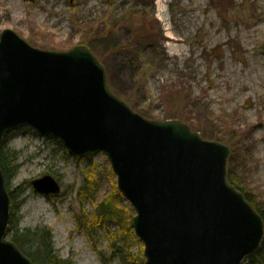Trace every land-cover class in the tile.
Returning <instances> with one entry per match:
<instances>
[{
	"label": "rangeland",
	"instance_id": "obj_1",
	"mask_svg": "<svg viewBox=\"0 0 264 264\" xmlns=\"http://www.w3.org/2000/svg\"><path fill=\"white\" fill-rule=\"evenodd\" d=\"M109 27L121 45H129L137 32L146 37L138 55L129 48L108 55L110 37L95 41L93 52L109 73L110 89L147 118L179 119L204 139L227 144L228 171L264 208V0H0V35L12 29L44 50L103 38ZM10 135L7 147L21 154L9 185L16 202L24 201L13 213L20 228H49L55 254L69 264H123L109 258L114 237L105 225H96L91 237V224L83 229L76 219L83 209L94 216L93 199L100 201L117 186L108 158L77 157L28 125ZM88 169L96 186L92 199L80 198ZM45 175L59 181L60 195L34 191L31 182ZM121 201L135 216L122 194ZM109 227L117 229L115 223ZM131 230L127 245L144 256V244Z\"/></svg>",
	"mask_w": 264,
	"mask_h": 264
},
{
	"label": "water",
	"instance_id": "obj_2",
	"mask_svg": "<svg viewBox=\"0 0 264 264\" xmlns=\"http://www.w3.org/2000/svg\"><path fill=\"white\" fill-rule=\"evenodd\" d=\"M107 77L86 44L44 50L3 30L0 148L27 124L75 156L104 154L135 210L130 224L144 244V264H243L262 247L264 220L228 179L230 147L179 119L143 116L110 89ZM31 184L39 194L61 193L52 175ZM10 220L0 167V264H34L8 237Z\"/></svg>",
	"mask_w": 264,
	"mask_h": 264
},
{
	"label": "trees",
	"instance_id": "obj_3",
	"mask_svg": "<svg viewBox=\"0 0 264 264\" xmlns=\"http://www.w3.org/2000/svg\"><path fill=\"white\" fill-rule=\"evenodd\" d=\"M142 2H148L145 0H141ZM134 11H130V16H132V13ZM133 20H129L128 23H131L132 25ZM140 23L143 25L145 23V18L141 20L139 19ZM127 23V22H125ZM130 25V26H131ZM115 28V27H114ZM115 29L113 27H109L105 33L103 34L104 37H97V36H91L87 40L86 44H88L89 47L94 51L95 41L99 40H107L108 37H110L111 47L108 48L107 53L108 55L118 51L119 49H127L133 50L134 52H137L136 55H138L141 46L144 45L146 37L144 33H134L132 35V41L129 45H121L118 44V41L116 39V35L113 33ZM102 36V35H101ZM100 46V44H99ZM126 46V47H125ZM153 59V57H152ZM153 63V60H149ZM130 64H135L133 60L129 62ZM137 68L140 67L139 64L136 65ZM109 74V73H108ZM142 77L147 80V76L144 73ZM141 76H139L140 80H143ZM23 127L26 126V124L21 125ZM12 139V135L8 134L0 148V167L2 168L4 175L7 180L9 195L11 198V220L10 225L8 228V232L10 235V238L29 256L32 258L33 262L35 264H69L66 260H61L57 257L54 251L53 247V236L52 231L49 228H40L37 230H31L29 228H20L18 225L15 216H13V213L15 212V209H19V207L24 203L23 200L20 202H16L17 196L14 195L12 191H10L9 185L12 179L16 176L18 173V169L20 167V163H18L20 159V152L16 149H10L7 147L8 142ZM59 145L61 143L59 141H56ZM87 158L91 159L92 156H87ZM94 164L93 162H91ZM228 179L232 185H234L236 188L241 190L247 200L253 204V206L257 209V211L260 213L264 220V208L260 207L255 201L254 198L246 192V189L241 185L238 176L235 174L234 170L228 171ZM85 180L86 183L82 190L80 191V198L82 196L93 198L94 193L96 191V186L94 184V174L93 169H88L85 174ZM114 190L110 192L109 195L105 196L100 201H95L93 199V202L95 204L96 208V214L92 217L89 216V214L86 212L85 209H83V212L76 216V219L78 220V223L80 226L85 229L86 224H91L90 228L86 229L87 233L92 237V230L96 225H105L108 228V231L113 233V242L110 247V253L111 257H117L119 258L123 264H143L144 263V256L143 251L139 253L132 252L130 249V246L127 245L128 238L133 234L131 230L130 225V219L134 216L133 210L128 207L121 206V193L118 191L116 184H114ZM110 223H115L117 225V229L115 231H111V228L109 227ZM101 259L106 262L104 259V254L102 252H99ZM248 262L250 264H264V241L262 244L261 249L256 252L255 254L249 256Z\"/></svg>",
	"mask_w": 264,
	"mask_h": 264
},
{
	"label": "flooded vegetation",
	"instance_id": "obj_4",
	"mask_svg": "<svg viewBox=\"0 0 264 264\" xmlns=\"http://www.w3.org/2000/svg\"><path fill=\"white\" fill-rule=\"evenodd\" d=\"M141 1V0H140Z\"/></svg>",
	"mask_w": 264,
	"mask_h": 264
}]
</instances>
